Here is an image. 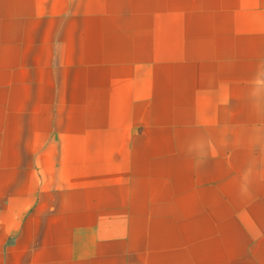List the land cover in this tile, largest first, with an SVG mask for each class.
<instances>
[{"label":"crops","instance_id":"crops-1","mask_svg":"<svg viewBox=\"0 0 264 264\" xmlns=\"http://www.w3.org/2000/svg\"><path fill=\"white\" fill-rule=\"evenodd\" d=\"M258 73L264 0H0V264H264Z\"/></svg>","mask_w":264,"mask_h":264},{"label":"clouds","instance_id":"clouds-1","mask_svg":"<svg viewBox=\"0 0 264 264\" xmlns=\"http://www.w3.org/2000/svg\"><path fill=\"white\" fill-rule=\"evenodd\" d=\"M264 89V78H261V74L258 73L254 81L252 90V96L259 97L261 95L260 90ZM258 111L264 110V103H257L255 105ZM253 151H258L264 154V136L256 135L252 141ZM189 154L194 156V167L200 166L204 157L207 155L205 142L202 140H196L189 147ZM259 168L258 160L253 157L249 160L247 167L244 169L241 175V183L239 187L240 195L248 196L251 194L250 188L253 183L254 177L256 176Z\"/></svg>","mask_w":264,"mask_h":264}]
</instances>
